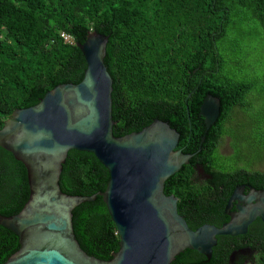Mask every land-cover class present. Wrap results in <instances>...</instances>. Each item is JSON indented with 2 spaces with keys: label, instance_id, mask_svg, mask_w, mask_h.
<instances>
[{
  "label": "trees",
  "instance_id": "trees-1",
  "mask_svg": "<svg viewBox=\"0 0 264 264\" xmlns=\"http://www.w3.org/2000/svg\"><path fill=\"white\" fill-rule=\"evenodd\" d=\"M247 25L264 37V0H0V128L16 109L36 105L56 86L80 83L87 63L78 44L90 32L107 35L115 136L160 119L180 133L178 149L189 154L198 151L205 135L202 150L166 181L164 191L179 198L178 211L192 229L221 226L236 185L257 186L264 179L255 167L264 159V117L256 109L259 79L225 75L232 50L226 45L228 51H221ZM208 94L219 97L222 106L206 133L200 111ZM239 109L244 117L234 126ZM225 136L235 142L228 156L217 147ZM198 163L214 175L201 185L193 177ZM109 179L93 153L73 149L60 186L70 195L91 196L105 191ZM29 197L24 164L0 147V214H18ZM73 225L89 255L109 260L118 252L117 227L101 196L74 209ZM20 247L19 237L0 225V264ZM217 247L210 259L186 250L171 264H218Z\"/></svg>",
  "mask_w": 264,
  "mask_h": 264
},
{
  "label": "water",
  "instance_id": "water-1",
  "mask_svg": "<svg viewBox=\"0 0 264 264\" xmlns=\"http://www.w3.org/2000/svg\"><path fill=\"white\" fill-rule=\"evenodd\" d=\"M108 41L109 36L90 32L78 44L87 63L82 81L56 86L36 105L16 109L0 128V147L24 164L30 187L18 214H0V225L14 232L21 246L3 264H171L186 250L210 259L219 236L245 234L258 218L264 223V190L245 194L238 186L225 207L228 222L189 226L178 211L179 198L165 194V183L190 164L206 136L189 154L178 149L180 133L160 119L115 136L113 78L105 64ZM221 106L219 97H205L200 115L206 133ZM73 149L93 153L108 169L105 191L91 196L62 191L61 174ZM98 196L120 237L119 250L109 260L89 255L74 231V209Z\"/></svg>",
  "mask_w": 264,
  "mask_h": 264
},
{
  "label": "rangeland",
  "instance_id": "rangeland-1",
  "mask_svg": "<svg viewBox=\"0 0 264 264\" xmlns=\"http://www.w3.org/2000/svg\"><path fill=\"white\" fill-rule=\"evenodd\" d=\"M243 36L248 37L249 40H243ZM224 45L225 48H222ZM224 45L221 43L222 52L228 51L229 47L232 50L228 56L230 61L226 65L225 75L236 78L237 80L259 79L257 91L261 95H258L260 101L256 103V109L257 116L264 117V37L261 38L256 27L247 25L233 33L229 38V42L224 43ZM226 45L229 47H226ZM235 48L237 49L236 51H234ZM239 59H243L241 65L236 63ZM243 117V112L240 109L237 110L234 118H232V124L237 125ZM221 144L222 152L226 154H232L234 152L233 144L235 145V142L232 137L225 136ZM247 154L248 151H246ZM255 167L256 169L264 170V159Z\"/></svg>",
  "mask_w": 264,
  "mask_h": 264
},
{
  "label": "flooded vegetation",
  "instance_id": "flooded-vegetation-1",
  "mask_svg": "<svg viewBox=\"0 0 264 264\" xmlns=\"http://www.w3.org/2000/svg\"><path fill=\"white\" fill-rule=\"evenodd\" d=\"M223 138L218 142V151L221 155L228 156L230 155L229 153L222 152L221 143ZM193 177L194 181L201 185L212 180L214 175L202 166V164L198 163L194 166ZM238 186L244 187L245 194H248L251 188L264 190V179L257 186L245 181L236 185V187ZM235 210L236 207L234 206L231 211ZM181 215L184 216L183 214ZM223 218V223L230 220V217L225 213V209ZM217 246L216 253L219 260L222 259L218 264H264V223L258 218L249 226L247 233L237 236H222L221 239L218 238ZM192 255L195 256L194 254Z\"/></svg>",
  "mask_w": 264,
  "mask_h": 264
},
{
  "label": "built area",
  "instance_id": "built-area-1",
  "mask_svg": "<svg viewBox=\"0 0 264 264\" xmlns=\"http://www.w3.org/2000/svg\"><path fill=\"white\" fill-rule=\"evenodd\" d=\"M63 36L65 37V39H68V36H67V35H64V34H63Z\"/></svg>",
  "mask_w": 264,
  "mask_h": 264
}]
</instances>
